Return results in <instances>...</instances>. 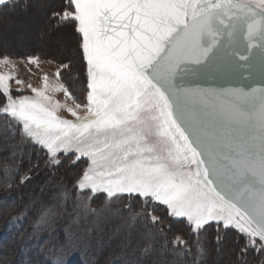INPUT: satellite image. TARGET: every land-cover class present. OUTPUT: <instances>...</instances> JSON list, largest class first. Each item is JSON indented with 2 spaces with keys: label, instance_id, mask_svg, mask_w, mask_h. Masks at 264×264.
I'll return each mask as SVG.
<instances>
[{
  "label": "snow or ice",
  "instance_id": "6c2138e0",
  "mask_svg": "<svg viewBox=\"0 0 264 264\" xmlns=\"http://www.w3.org/2000/svg\"><path fill=\"white\" fill-rule=\"evenodd\" d=\"M17 17L39 21L40 41L68 49L57 78L74 72L79 53L87 89L81 103L65 83L51 90L46 74L37 87L0 72V118L38 153L16 173L19 184L62 173L40 221L53 209L117 219L132 237L128 264H207L200 241L209 233L230 264H264V171L239 160L247 145L264 161V0H0L6 68L41 61L39 48L17 55L6 36L24 33ZM225 149L235 150L234 167ZM18 163L0 160V175Z\"/></svg>",
  "mask_w": 264,
  "mask_h": 264
},
{
  "label": "trees",
  "instance_id": "16d2710c",
  "mask_svg": "<svg viewBox=\"0 0 264 264\" xmlns=\"http://www.w3.org/2000/svg\"><path fill=\"white\" fill-rule=\"evenodd\" d=\"M20 19L22 18L20 17ZM32 46L25 52L21 48L17 55H27L35 51V49L30 51L33 49ZM43 51L48 53L51 51V53L48 55L43 52L41 59L52 60L54 58V61L66 59L63 54L52 55L55 48H51V50L44 48ZM73 53L76 56L74 72L69 75L66 71H61L60 78L81 103H86V81L81 74L80 56L78 52ZM0 128L12 131L10 132L13 137L12 143L15 145H11V148H9L10 145L7 146L8 154L1 156V160L7 157L19 162L16 168L9 169L7 178L0 175V181L3 182L0 183V264H58V262L59 264H121L119 262L121 259L130 260L132 258L130 250L125 252L119 250L118 246L122 240L107 239L108 235L105 234L107 230L118 224L119 220L117 219H110L109 222H106L103 227L104 231L101 233L94 230L95 225L92 223L89 226L86 223L81 225L78 232L76 231V236H82V240H80L82 244L75 241L76 250L74 252H68L70 250L68 249L67 256L61 254L64 249L61 245L65 246L66 243L63 244V242L68 238L69 225L75 221L79 222L83 217H76L70 212L53 209L55 217L51 224H38L40 222L38 220L42 210L51 205L52 194L57 190L55 185L58 184L62 173L57 172L49 175L45 169L42 170L38 178L33 179L31 184L21 186L16 179V173L25 165L35 163L38 153L33 152L32 145L26 143L22 136L16 135L12 126L6 124L2 118H0ZM47 187H51V189L47 192L48 197L43 199L41 191ZM68 207L70 208V205ZM86 218L88 221L89 219L94 220V217L91 216ZM118 234L122 235V229L118 231ZM98 240H107L108 243L105 246H100L97 244ZM65 256L66 262L63 261Z\"/></svg>",
  "mask_w": 264,
  "mask_h": 264
},
{
  "label": "rangeland",
  "instance_id": "374dc122",
  "mask_svg": "<svg viewBox=\"0 0 264 264\" xmlns=\"http://www.w3.org/2000/svg\"><path fill=\"white\" fill-rule=\"evenodd\" d=\"M16 19H17L18 23L22 22L26 26L24 33L18 34L15 31H9L8 33H6V36L8 38H10V40L16 45V51L17 52L21 51V48H22V50H24L23 52H25V50H26L25 48H30L31 47L30 45H34L36 42H40L41 45L46 44L44 46L47 49L55 48L49 42H47V41L42 42V41H39V39L37 38V32L39 30V26H37V25H39V21H37L35 19H23V18L20 19V17H17ZM33 24H35V25H33ZM44 46H42V47H44ZM18 48H20V49H18ZM67 50L68 49H64L63 51H59L55 48V51L53 52L52 55H55L57 53L60 55L63 54V56H66V59H67L69 57V53H68L69 51H67ZM67 55H68V57H67ZM72 55L74 58H76L74 53H72ZM57 57H59V55H57ZM61 58H65V57H61ZM53 59L54 58H52V60H47L45 58L41 59L39 66L37 67L35 65L28 63L25 60L14 58L13 64L15 65V68H11V67L6 68V67L0 65V72L11 71L14 76H16L19 79H22L23 81H25L26 84L31 83L33 86H37V87L42 86V77L46 74L49 76V83L51 86V90H54L57 87V84L62 83V82H61L60 77L57 78L55 75V73L58 69V64ZM12 87H13V91L15 94V88L17 86L15 84H13ZM22 94L30 95V96L33 95L27 89H25L24 93H22ZM51 94H53L55 96V98L60 100L61 102H63L65 99V94L62 91H52ZM69 103H71V101H69ZM59 115L61 117L66 116L70 120L75 119V118L69 116L66 111H61L59 113ZM84 115H85V112L81 111L80 116L83 117ZM10 132H12V131L7 129V128L5 130H2L0 128V160H1V156L8 154L6 151L7 146L10 145L9 148H11V145H14L12 143L13 137L11 136ZM40 135H41V138H50L51 137V134L46 133L43 130H41ZM156 143L161 144V145H169V141L164 137H160L158 134H157V138H156ZM73 144L75 146H78V145H76L75 141L73 142ZM13 148H15V147H13ZM0 183H3V182L0 181ZM49 189H51V187L50 188H48V187L44 188V190L41 191L43 199H45V197H48L47 192ZM54 217L55 216H54V212H53L51 215H49L47 217V219L44 222H41L40 218L38 220L40 222H38V221L37 222H38V224H48L49 225L54 220ZM86 219L87 218L83 217L79 220V222L75 221L71 225H69L70 230L67 231V237L68 238L66 239V241L64 240L65 242H63V244H65V243L66 244H65V246L61 245V247L64 248L62 250L63 252H61L62 255L67 256V250L68 249H70L68 252L71 251V253L76 250V246L74 244L75 241H77V243L82 244V242H80V240H82V236H76V231L78 232L79 227H81V225L86 223L89 226L92 223V225L93 224L95 225L94 230L97 231L98 233H101L104 231L103 227L106 224V222H109V220H110V219H108V220L97 221V220H95V218H93L94 220L91 221L89 219V221H90L89 222L88 219L87 220ZM116 223H117V221H116ZM120 223H121V221H119L117 225L111 227V229L107 230V233H105V234L108 235L107 239H109V238H111V239L113 238L114 240H115V238L121 239L122 241L120 242L118 247H119L120 251L125 252V251L129 250V248L126 247V242L128 239H131L132 237L127 236V232L129 231L127 229H122V235L118 234L117 228L119 227ZM37 229H38V227H37ZM132 235L134 237L135 233H133ZM107 243H108L107 240H103V241L98 240L97 241V244L100 246H105V245H107ZM200 243L208 249V255L205 257V259L207 260V264H230L231 253L228 252L227 249H225L219 253L216 252L213 241H212L211 233H209L204 240H201ZM129 252H131V251H129ZM66 256L63 260L65 262H66ZM180 259H181L180 257H177L176 259H174L172 261V264H179ZM128 261L129 260H122V259L119 260V262L121 264H128Z\"/></svg>",
  "mask_w": 264,
  "mask_h": 264
},
{
  "label": "water",
  "instance_id": "95a60500",
  "mask_svg": "<svg viewBox=\"0 0 264 264\" xmlns=\"http://www.w3.org/2000/svg\"><path fill=\"white\" fill-rule=\"evenodd\" d=\"M261 71H262V69L259 66H256L254 68V75L258 76L261 73ZM243 74H244L243 70H241V75H243ZM237 83H239L242 86L244 81H242L238 78ZM237 83H234L232 86H237ZM205 143L209 144V146H214L213 142H211V141H206ZM244 147L246 149L245 154L243 156L239 157V160L243 162V165L246 166V168H251L258 173L264 171V161L259 159L258 156L255 154L256 150L251 149L253 154L251 156H249L248 155V146L244 145ZM225 155L229 158L225 159L223 161L224 165L226 167H234L237 163V157H236L235 150L229 151V150L225 149Z\"/></svg>",
  "mask_w": 264,
  "mask_h": 264
},
{
  "label": "bare ground",
  "instance_id": "6f19581e",
  "mask_svg": "<svg viewBox=\"0 0 264 264\" xmlns=\"http://www.w3.org/2000/svg\"><path fill=\"white\" fill-rule=\"evenodd\" d=\"M40 41V40H39ZM36 42V41H35ZM43 42V41H42ZM43 44V43H42ZM30 45V44H29ZM44 45H46V44H44ZM44 45H41V43L40 42H37L35 45H30V46H32L33 47V49H30V51H32V50H36L37 48H39L40 50H41V52L43 53L44 51H43V49H44ZM42 46H44L43 48H42ZM31 48V47H30ZM46 48V47H45ZM25 49H29V48H25ZM50 49V48H49ZM51 50V49H50ZM47 51V50H46ZM48 54L49 55V53H51V51H49V53L48 52H44V54ZM53 54V53H52Z\"/></svg>",
  "mask_w": 264,
  "mask_h": 264
}]
</instances>
